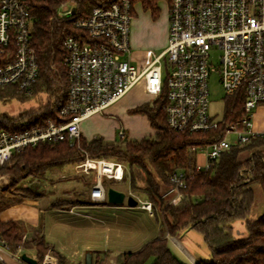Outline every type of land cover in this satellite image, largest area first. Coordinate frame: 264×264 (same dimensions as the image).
<instances>
[{"label": "built area", "instance_id": "obj_1", "mask_svg": "<svg viewBox=\"0 0 264 264\" xmlns=\"http://www.w3.org/2000/svg\"><path fill=\"white\" fill-rule=\"evenodd\" d=\"M36 1L0 0V87L15 86L26 97L33 95L39 75L31 34ZM134 5L131 0H111L95 6L88 18L75 21L84 35L71 34L64 40L69 85L61 110L71 118L59 125L49 119L47 126L19 132L0 130L1 165L11 161L16 150L40 140L68 136L74 144L83 120L103 113L138 84L152 95L151 102L166 90L163 107L169 128L188 133L220 131L203 148L190 147L203 158L196 162L197 171L210 169L231 146L264 137V0H168V44L158 54L147 50L138 64L133 62L131 46ZM75 6V0L63 2L59 16L73 15ZM213 49L220 52L218 72L226 98L240 89L244 92L243 113L231 122L209 110V79L216 70L210 63ZM254 109L261 111L260 119ZM120 136H125L123 130ZM76 167L84 173L95 171L90 191L94 202L108 200L105 179L124 181L127 170L123 163L93 157ZM187 175L184 169L171 175L172 185L162 194L167 203L182 201L180 188ZM130 195L154 216L152 201ZM0 264H7L2 256ZM38 264H59V257L49 249Z\"/></svg>", "mask_w": 264, "mask_h": 264}, {"label": "trees", "instance_id": "obj_2", "mask_svg": "<svg viewBox=\"0 0 264 264\" xmlns=\"http://www.w3.org/2000/svg\"><path fill=\"white\" fill-rule=\"evenodd\" d=\"M66 0H39L32 7V43L36 49L39 65L38 80L31 97L20 96L15 86L0 87V102L13 99H35L41 93L53 97V103L21 111L17 115L3 113L0 130L19 132L33 126H47L49 119L56 124L67 122L71 117L61 114L67 101L69 85L65 63L64 40L68 35L83 36V30L75 21L88 18L94 7L111 0H75V13L61 17L58 10ZM140 2L153 16L160 12L162 0H131ZM166 90L153 103L147 102L135 111L146 114L157 130L153 136L142 139H126L109 142L101 136L87 139L83 135L71 144L68 136L61 140H40L16 150L11 163L0 164V174L9 173L8 188L13 194L2 199V205L10 206L26 197L45 195L43 187L52 177L75 166L87 157L112 159L126 164L130 171L131 189L153 202L154 217L158 211L163 216L161 235L146 242L137 251H125L116 256L117 264H264V212L258 218H250L255 201L254 183L264 191V137L227 149L214 165L206 171H197L198 155L190 150L196 145L203 148L219 137L220 131L196 133L178 132L169 128L164 102ZM47 101V100H46ZM243 89L226 98L225 123L235 120L243 113ZM122 139L124 137H121ZM139 167L146 177L145 185L137 184L133 168ZM244 167L251 168L252 180L247 181L240 173ZM178 169L188 172L185 185L180 188L183 199L178 205L167 203L163 192L172 185L171 175ZM83 177L86 174H82ZM127 175H125V179ZM96 177L88 182L92 186ZM75 201L57 199L54 208L70 209ZM160 208L159 210H157ZM159 220V219H158ZM245 222L246 237L235 236L233 223ZM203 234L211 258L189 263L177 256L169 246V238L187 228ZM24 227L15 220L0 219V237L17 252L20 247L35 248L41 261L50 248L43 232L36 231L30 240L23 239ZM59 264L65 258L55 251ZM97 264H105L111 251L95 250Z\"/></svg>", "mask_w": 264, "mask_h": 264}, {"label": "rangeland", "instance_id": "obj_3", "mask_svg": "<svg viewBox=\"0 0 264 264\" xmlns=\"http://www.w3.org/2000/svg\"><path fill=\"white\" fill-rule=\"evenodd\" d=\"M67 2H69V0L64 1V3ZM167 2L168 0H162L159 2L160 12L157 16L152 15L153 17H140L142 15L140 5L137 4L138 2L135 3V16L131 25V37L133 38L134 36H137L139 41H141L140 45L131 44L132 55L134 57L133 62L136 64L143 62L147 50L152 49L158 54L167 46L169 33ZM136 11H138V17H136ZM61 12H63V15L64 11L61 10ZM137 23H140V25L139 28L137 27L135 30V27L138 26ZM136 53L140 54L139 57ZM210 63L216 70L211 73L209 79V110L212 115L219 119L225 115L226 92L223 89L218 72V69L221 66L220 52L218 50L213 49L210 52ZM131 91L132 104L139 101L146 102L152 99V95L147 94L141 86H136ZM18 94L24 96L23 93L18 92ZM24 97L27 98L26 96ZM126 99L127 98L122 100L118 105L111 106L103 113H98V115H102L103 118H100L97 122L92 119L87 121L96 135L111 136L113 139L107 140L109 142H121L126 139H140L154 135V131L151 130L149 124L145 127L144 121L140 120L139 116L141 112L135 111V108L133 107L130 109L126 107ZM53 100V97L50 95L41 93L35 99L21 100L17 98L8 102H0V117L5 112L17 115L21 111L27 109H36L43 106L46 102L53 103ZM150 103L153 102L150 101ZM121 104L123 106H120ZM253 111H259L257 115L258 119H260L262 116L261 111L257 109H254ZM144 129H146L145 132ZM122 130L125 133L123 139L120 136ZM202 159V156L198 155V160L201 161ZM9 163H11V161H9ZM128 169L129 168L127 167V178L124 181L111 180L109 183L107 182L108 180L105 181L106 187L112 185L114 188L126 193V200L124 202L125 207L123 205V208L118 209L111 207V205L114 204H108V207H73L72 211L67 208L63 210L48 209L44 213L42 232L45 234L46 241L50 248H54L57 253L65 258V264H85L87 254L90 251L93 253L95 250L111 251V256L106 260L105 264H117L116 256L118 254L125 251H137L141 249L146 242L161 235V225H163L164 220L162 213L159 210L160 208L157 209L159 210L157 215L158 220L150 215L147 210L141 209L138 206H127V198L131 193L139 196L143 200L145 199L144 195L134 192L131 189L130 171H128ZM132 170L138 183L145 185L146 177L141 168L134 167ZM240 173L247 181L253 179V174L249 167L242 168ZM82 174H86L84 177L88 179H91L96 175L95 171L84 173L77 169V167L74 168L71 166L66 170L63 177H60V179L64 180V178H71L72 176H76V178L79 179V177H83ZM8 185L9 180H7V182H1V191L3 193L8 192V195H12L13 190L8 188ZM46 186L47 184H45L43 188ZM253 188L255 191V201L252 206L250 218L255 219L260 217L264 212V191L258 183H254ZM72 191L74 194L71 197L83 198L81 197V193H84L85 187L82 182L80 183V181H77ZM63 198L67 199L66 196ZM138 204L140 205V202ZM156 221L160 226H158L159 224L157 225ZM243 223L245 225V222ZM244 225L241 224L240 220H236L233 223L236 233L235 236L239 238L246 237L247 230ZM238 229L240 231H238ZM242 229H245V231ZM179 233L172 237L178 236ZM165 235L168 236V232ZM172 237L168 236L169 246L181 259L189 261L190 256L188 253L196 256V260L199 261L211 258L210 249L200 231L189 227L181 232L180 242L188 253L185 252V249L178 245ZM35 251L37 252L36 249ZM55 251L53 252L55 253ZM93 264H97L96 255H93Z\"/></svg>", "mask_w": 264, "mask_h": 264}, {"label": "crops", "instance_id": "obj_4", "mask_svg": "<svg viewBox=\"0 0 264 264\" xmlns=\"http://www.w3.org/2000/svg\"><path fill=\"white\" fill-rule=\"evenodd\" d=\"M137 4L140 5V11L142 13V15L140 17H153L151 10L144 9V7L142 6V4L140 2H138ZM137 12L138 11H136V14H137L136 17H138ZM167 16H168V13H167ZM137 24H138V26L135 25L136 26L135 30L137 29V27L139 28L140 23H137ZM166 29H167V27H166ZM131 32H132V29H131ZM140 42L141 41H139L137 36L136 37L134 36L133 38L131 37V44L132 45L133 44L140 45ZM136 54H138V53H136ZM139 55L140 54H138V57H139ZM133 59H134V57H133ZM137 86H141L143 88V90L146 91L145 86L143 84H138ZM147 94H149V93L147 92ZM131 96H132V91L127 93L122 99H120L116 103L112 104L111 106L118 105L125 98H127L126 99V103H127L126 107H128L129 109L131 107L137 108L138 106H140L144 103L150 102L152 100L151 99L150 101H146V102L139 101L135 104H132L131 102H133V101L131 100L132 99ZM111 106H109L108 108H110ZM120 106H123V105L121 104ZM139 117H140L141 121H144L145 127L147 124H149L151 130L154 131V134H155L157 130L152 126L149 117L144 113H141ZM100 118H103L102 115L94 114L91 117H88L87 119L82 121V123H81V135H83L85 138H87L89 140L96 137V136H101L105 140H112L113 138H111V136L96 135V133L93 132V129H91V127L89 126V124L87 122L88 120H91V119L93 121L97 122ZM145 131H146V129H144V132ZM140 139H142V138H140ZM70 167H68V168H70ZM73 167L76 168V166H73ZM68 168L65 169L64 173L66 172V170ZM128 171H131V170L128 169ZM64 173H61L57 176L52 177V181L47 182V186L45 188H43V189H45V195L40 196V197H26V198H24V199H22L16 203L10 205V206H4V205L0 206V219L3 221L15 220V221L19 222L24 227L23 239L30 240L33 237V235L36 233V231H39V232L43 231L42 230V221L44 219V213L46 212V210H48V209H51V210H63V209H65V208H54L51 206L52 202H54L57 199H62L64 196L67 197L66 200L75 201L74 203H76L70 208V211H72L73 207H82V208L95 207V206L108 207L109 206L108 204H114V205H111V207H115L118 209L123 208V205H124V202L126 199L124 200L123 203H111L108 200L104 201V202L92 201V199L90 197L91 186L88 184L90 179H88L86 177H79V179H78V178H76V176H72L71 178H64V180H62V179H60V177L62 178ZM7 180H10V174H0V181L1 182H7ZM106 180H108L107 181L108 183L111 181V179H105V181ZM77 181H80V183L82 182V184L85 187L84 193L83 192H82L83 194L81 193V197H83V198L71 197L74 194L72 189L75 187ZM113 181H115V180H113ZM137 184L143 186L142 184L138 183V181H137ZM110 186H112V185H110ZM8 194H9L8 192L3 193L1 191V188H0V205L3 203L2 199H4L6 196H9ZM63 199H65V198H63ZM127 204H128V202H127ZM127 206H130V205L128 204ZM136 206L140 207L141 209H144L139 204ZM124 207H125V205H124ZM144 210H146V209H144ZM158 224L159 223L157 222V225ZM241 224L244 225V223L242 221H241ZM158 226H160V224ZM242 230L245 231V229H242ZM238 231H240V230L238 229ZM180 234H181V232L178 234V236L172 237L168 233V236L172 237V239H174L178 243V245H180L182 248H184L182 243L180 242ZM2 240H4V239L2 237H0V256L3 257V260L7 264H29L28 262L24 261L22 258L17 257L18 254L22 255V253H24V252H26L28 255H30L32 257L37 258V252L35 251V248L20 247L17 250V252H13L10 250L6 241H5V244H2ZM185 252L188 253V251L186 249H185ZM188 254L190 256V260L186 261V262L196 263L197 261H199V260H196L197 259L196 256H193L190 253H188Z\"/></svg>", "mask_w": 264, "mask_h": 264}, {"label": "water", "instance_id": "obj_5", "mask_svg": "<svg viewBox=\"0 0 264 264\" xmlns=\"http://www.w3.org/2000/svg\"><path fill=\"white\" fill-rule=\"evenodd\" d=\"M107 197L111 203H123L126 199V193L109 186L107 187ZM127 202L130 206H136L139 203L138 199L133 195L128 196ZM21 258L29 264H38V259L28 255L26 252L22 253ZM85 264H93V253L91 251L86 256Z\"/></svg>", "mask_w": 264, "mask_h": 264}, {"label": "bare ground", "instance_id": "obj_6", "mask_svg": "<svg viewBox=\"0 0 264 264\" xmlns=\"http://www.w3.org/2000/svg\"><path fill=\"white\" fill-rule=\"evenodd\" d=\"M128 195V194H127ZM129 196V195H128Z\"/></svg>", "mask_w": 264, "mask_h": 264}]
</instances>
